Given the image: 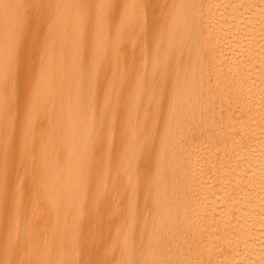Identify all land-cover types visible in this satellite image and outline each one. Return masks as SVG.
Wrapping results in <instances>:
<instances>
[{
  "label": "bare ground",
  "instance_id": "bare-ground-1",
  "mask_svg": "<svg viewBox=\"0 0 264 264\" xmlns=\"http://www.w3.org/2000/svg\"><path fill=\"white\" fill-rule=\"evenodd\" d=\"M0 264H264V0H0Z\"/></svg>",
  "mask_w": 264,
  "mask_h": 264
},
{
  "label": "rangeland",
  "instance_id": "rangeland-1",
  "mask_svg": "<svg viewBox=\"0 0 264 264\" xmlns=\"http://www.w3.org/2000/svg\"><path fill=\"white\" fill-rule=\"evenodd\" d=\"M29 121H31V120H29Z\"/></svg>",
  "mask_w": 264,
  "mask_h": 264
}]
</instances>
